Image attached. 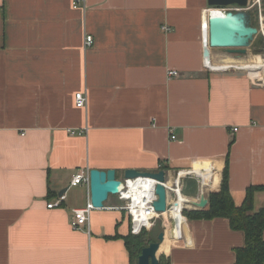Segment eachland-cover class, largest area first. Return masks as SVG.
Wrapping results in <instances>:
<instances>
[{"label": "crops", "instance_id": "1", "mask_svg": "<svg viewBox=\"0 0 264 264\" xmlns=\"http://www.w3.org/2000/svg\"><path fill=\"white\" fill-rule=\"evenodd\" d=\"M74 1L0 0V264H131L119 194L88 226H71L73 209L91 197L90 186L71 185L82 169L113 168L124 180L126 169L165 167L187 210L207 208L194 202L220 190L227 158L237 205L264 185V78L236 67L243 54L224 48L208 46L206 64L208 0ZM255 6L249 0L247 10ZM81 90L84 108L75 103ZM63 193L62 206L47 207ZM263 204L258 191L255 208ZM172 213L186 223L176 226ZM156 224L170 264H235L245 243L224 217L189 219L173 208Z\"/></svg>", "mask_w": 264, "mask_h": 264}, {"label": "water", "instance_id": "2", "mask_svg": "<svg viewBox=\"0 0 264 264\" xmlns=\"http://www.w3.org/2000/svg\"><path fill=\"white\" fill-rule=\"evenodd\" d=\"M210 8L204 12V30L208 36L205 58L210 61L209 47L224 48L232 54H246L248 47L252 44L255 36L259 34V27L250 21L249 0H208ZM236 5L242 10H226L224 8ZM209 46V47H208ZM91 202L95 208H102L111 194L117 195L121 192L123 180L117 176L113 168L89 170ZM137 177H152L158 182L156 184L157 199L154 208L158 213L167 211V188L165 170L139 171L137 169H126L124 179H135ZM208 198L203 194L194 205L205 208ZM166 237V231L161 230L157 240L143 247L138 258V264H159V249Z\"/></svg>", "mask_w": 264, "mask_h": 264}, {"label": "trees", "instance_id": "3", "mask_svg": "<svg viewBox=\"0 0 264 264\" xmlns=\"http://www.w3.org/2000/svg\"><path fill=\"white\" fill-rule=\"evenodd\" d=\"M255 9V8H254ZM250 21L253 25L257 21L258 12L253 8L249 10ZM264 47V36L261 40ZM162 167L161 169H164ZM258 191H264V185H253L248 187L246 196L242 204L237 205L233 199L229 183V159L223 171V179L219 191L209 194L208 206L205 209L183 210V215L189 219H213L217 217L227 218L230 226L234 230L243 231L245 243L235 249V264H264V204L259 209L255 208V195ZM153 234L148 230H143L139 234L131 231L124 236L125 244L130 254L131 264H138V258L143 247L150 242L157 240L158 233ZM159 264H170L169 260L161 255Z\"/></svg>", "mask_w": 264, "mask_h": 264}, {"label": "built area", "instance_id": "4", "mask_svg": "<svg viewBox=\"0 0 264 264\" xmlns=\"http://www.w3.org/2000/svg\"><path fill=\"white\" fill-rule=\"evenodd\" d=\"M260 0H258L259 2ZM257 2V3H258ZM79 0L74 1V6H78ZM226 10H239L240 7H226ZM164 28L169 31L171 28L164 26ZM264 35V28L260 29ZM94 44V38L92 35H87L85 38V46L90 47ZM207 65H210L209 62H206ZM233 66V64L231 65ZM170 75H177L176 70L169 71ZM75 103L79 108H84L87 106L88 97L85 91H78L75 94ZM70 134H83L84 130L69 129ZM176 136L173 134L172 138ZM199 174L198 171H190L187 174ZM157 180L152 177H137L135 179H124L121 187L120 197L123 199L122 208L127 211L131 219V232L133 234H139L143 230H150L156 224L157 218L163 214L177 207V204L180 203L181 213L183 214L184 207L181 205V181L176 179L173 184L164 182V185L167 188V211L163 213H158L154 208V201L157 199V194L155 191ZM131 183H135V188L132 189ZM87 185L90 186V174L89 170H80L74 174L71 185ZM147 186V187H146ZM173 191L176 195L175 201H171L168 192ZM66 199V194L63 193L58 197L47 203L48 208H56L62 206L64 200ZM95 209L91 202V198L88 200L87 204L83 207L74 208L72 211V220L71 226L74 229H83L85 226L89 225L91 213Z\"/></svg>", "mask_w": 264, "mask_h": 264}, {"label": "rangeland", "instance_id": "5", "mask_svg": "<svg viewBox=\"0 0 264 264\" xmlns=\"http://www.w3.org/2000/svg\"><path fill=\"white\" fill-rule=\"evenodd\" d=\"M250 2H251V4H253L255 2H258V0H250ZM254 8L257 10L258 13H259L258 8H262L263 11H264V0H260L257 3V7L255 6ZM254 8H253V11H255ZM254 22L257 23L256 20ZM260 40H261V34L259 33L258 35L255 36V39L252 42V44L250 45V47H248L247 54H245V55L243 54L242 57L239 58V60H236L235 62H233V64L234 63L238 64L240 62L241 63L253 62V61L257 60V59L258 60L259 59H264V47H263V44H262V42ZM239 69H241V68H239ZM241 70L249 72V73H251L254 76L263 77L264 78V72L262 70H258L257 72L250 71L249 69H241ZM157 224L151 230H148V232L153 234L154 232H156V230L160 229V226H158ZM159 257H160V255H159Z\"/></svg>", "mask_w": 264, "mask_h": 264}, {"label": "bare ground", "instance_id": "6", "mask_svg": "<svg viewBox=\"0 0 264 264\" xmlns=\"http://www.w3.org/2000/svg\"><path fill=\"white\" fill-rule=\"evenodd\" d=\"M235 61H236V59H235ZM238 64H240L239 66H236L238 68L243 67V68H246V69H249V70L260 69V70H262L264 72V59H259V60L255 61V62H245V63H241L240 62ZM235 65H237V64H235ZM214 66L212 65V68L217 67V66H215V67ZM205 177H206V180L210 179V173L207 174ZM131 185H132V189L136 187L135 186V183H131ZM181 205H183V202H181ZM175 208H181L180 203H178L177 204V207H175ZM172 218L174 219V224L176 226H179V225H182V224H185L186 223V219L185 220H181V218H179L178 216H176L174 213H172ZM167 243L168 242H167V235H166L164 242L160 246L159 252H161L162 250L167 249Z\"/></svg>", "mask_w": 264, "mask_h": 264}]
</instances>
